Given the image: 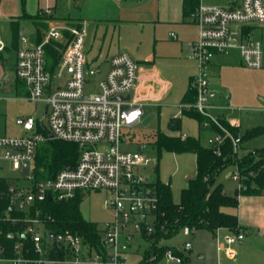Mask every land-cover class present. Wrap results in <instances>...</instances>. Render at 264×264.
I'll use <instances>...</instances> for the list:
<instances>
[{"label": "built area", "instance_id": "obj_1", "mask_svg": "<svg viewBox=\"0 0 264 264\" xmlns=\"http://www.w3.org/2000/svg\"><path fill=\"white\" fill-rule=\"evenodd\" d=\"M196 1L191 16L199 32L190 53L197 63V72L190 81L195 100L181 103L179 114L195 111L203 115L202 126L213 132L207 146L219 156L229 140L234 154L239 156L241 135L232 131L238 129L239 121L213 113L216 95L210 88L209 65L216 54L238 48L245 66L263 67L262 42L250 32L245 33L244 27L253 23L264 27V0H242L235 8ZM87 35L88 24L82 20L53 22L34 46H28L26 36H19L24 44L16 52L15 78L23 82L28 99L46 103V124L41 121L43 132L33 117L18 118L17 123L33 133L0 136V169L1 163L8 162L27 179L25 184L7 186L8 204L0 223L9 222L18 228L5 234L13 242L12 256L5 255L8 248L0 243V264H194L193 243L186 242L181 248L166 246L168 237L158 234L166 233L167 228L159 218L154 181L138 169L150 166L152 157L144 154L142 146L136 150L122 148L128 143L123 137L124 129L141 124L146 108L160 105L171 83L157 70L122 52L110 59V67L98 84L100 91L87 94V78L100 72L88 66ZM4 48L0 40V51ZM50 48L58 51L53 64ZM225 98L228 100L229 95ZM221 108L235 109L230 103ZM187 136L183 134L182 138ZM49 138L78 144L79 158L75 166L61 169L55 178L37 180L33 163L40 143ZM99 143L106 147L90 148ZM24 167H29L26 176L21 174ZM235 167L232 177L240 197L254 174L243 173L237 163ZM83 190H106L111 194L104 204L112 208L114 218L98 227L97 247L70 230L49 228L52 218L37 208L47 199L69 200ZM192 230L186 226L180 231L190 235ZM213 233L218 264H222L223 257L235 255L236 247L245 238L241 230L233 232L227 227H218ZM197 259L205 260V256L198 254Z\"/></svg>", "mask_w": 264, "mask_h": 264}, {"label": "rangeland", "instance_id": "obj_2", "mask_svg": "<svg viewBox=\"0 0 264 264\" xmlns=\"http://www.w3.org/2000/svg\"><path fill=\"white\" fill-rule=\"evenodd\" d=\"M44 0H1L0 5V38L4 45H12V32L10 14L23 12L37 13L41 6L45 8ZM63 8L68 7V2L61 3ZM47 7V6H46ZM43 14H47L45 11ZM7 16V17H6ZM253 23L252 25H257ZM245 24V29L250 27ZM197 27H190V38H194ZM244 29V30H245ZM164 33V30H159ZM20 32L27 37L34 38L36 33L35 24L27 18L21 19ZM254 38H262L263 63H264V30L255 33ZM159 43L155 41L152 32H146L142 26H115L99 29L94 37L93 32L89 34L92 46L87 50L88 66L100 69L99 74L89 76L85 91L87 94L99 92L98 84L104 78L107 65L106 56L117 52H129L132 58L146 64L149 69H156L167 76L172 87L168 95L163 99L160 107H147L143 122L136 127L125 128L123 137L128 141L123 145L124 149L135 150L143 147L144 154L153 159L148 167L138 169L146 174L149 179L159 178L162 182L169 183L172 190L174 202H179L182 189L187 186L188 178L196 174V155L193 151L175 152L167 150L158 144L157 134L163 133L170 137L183 139L186 133L189 137L200 138L201 144L209 145V137L213 132L209 129L200 130L199 122L186 114H179L184 92L189 84V78L194 71V61L187 55L182 57H167L163 55L161 48H168L163 43L168 37L163 35ZM89 47H87L89 49ZM100 53L98 61L95 55ZM156 55V63H150L148 57ZM13 64V51L0 52V136H23L33 132H26L17 123L18 118L33 117L40 131L41 121L46 124L45 111L47 105L43 101H32L27 98V90L23 82L11 80L15 77ZM7 78L10 81H6ZM217 87L229 94L231 105L236 109L239 117V127L235 135L244 134L253 127H264V66L262 68H250L245 66L240 58L236 56L232 62L222 65L217 70L214 78ZM174 116H181L180 128H171L169 122ZM228 126V125H227ZM45 132V131H43ZM242 136V135H241ZM53 139V138H52ZM48 140L40 143V147L48 145ZM244 142V143H243ZM243 145L250 152H256L264 147V133L252 139L243 141ZM105 144L99 143L90 148L104 149ZM240 148H242L240 146ZM244 150V149H243ZM242 150L239 149L238 157L241 158ZM246 155V154H245ZM35 162L33 163L34 170ZM0 179H4L8 185H21L27 183V179L21 177L10 163H1ZM156 168V172L154 169ZM235 164H227L215 175L209 190L216 186L226 191L229 196L238 199V207L228 208L227 211L237 213L241 230L245 238L236 248L235 255L230 258H222V264H248L252 261L264 260V195H246L239 197L238 184L233 179ZM79 209L83 217L101 227L106 221L114 218L112 208L105 206L104 200L111 196L106 190H83L80 191ZM264 194V193H263ZM186 242L193 243L191 258L194 264H218L217 242L213 231L207 228L193 229L190 235L179 231L164 241V245L181 248ZM202 254L205 260H198L197 255Z\"/></svg>", "mask_w": 264, "mask_h": 264}, {"label": "trees", "instance_id": "obj_3", "mask_svg": "<svg viewBox=\"0 0 264 264\" xmlns=\"http://www.w3.org/2000/svg\"><path fill=\"white\" fill-rule=\"evenodd\" d=\"M197 5L196 0H184V15L191 16ZM13 40H17V29L13 23ZM249 33V28L244 30ZM52 64L57 60L58 51L50 48ZM53 66V65H52ZM184 102H193L195 92L191 87L184 95ZM190 117L195 118L200 127L205 129L202 124L205 117L195 111H184ZM223 122L229 126L227 122ZM171 128H180V117H174L169 122ZM214 129V127H213ZM235 133L237 128H232ZM264 133V127L258 126L241 134L242 142ZM158 144L171 151L183 152L193 151L196 154V174L188 180V184L182 189L179 202H174L172 190L169 183L162 182L159 178L153 182L155 192L159 199V218L161 223L167 228L166 233H158L159 236L172 237L183 227L192 229L207 228L213 231L218 227H227L235 232L241 227L237 213L227 211L228 208L238 207V199L229 196L221 186H216L209 190V185L213 182L215 175L227 164H238L243 173L252 172L254 175L249 177L248 188L242 192L246 195H262L264 192V147L256 152H250L239 158L234 154L231 142H225L222 154L216 155L211 148L201 144L200 138L187 136L184 139H177L166 134H157ZM241 142V143H242ZM80 148L74 142L62 141L49 138L48 145L40 147L36 154L34 175L37 180L55 178L57 173L66 167L76 165L79 158ZM156 170V168H155ZM7 182L0 179V215L3 214L7 204ZM78 192L75 197L69 200L47 199L43 203H38L44 216H50L52 221L48 222L49 228L57 231L70 230L83 237L84 241L91 246L97 247L100 243L98 226L86 220L79 209ZM18 225L9 222L0 223V243L7 246V256H12L13 242L6 238L5 234L9 230H16Z\"/></svg>", "mask_w": 264, "mask_h": 264}, {"label": "crops", "instance_id": "obj_4", "mask_svg": "<svg viewBox=\"0 0 264 264\" xmlns=\"http://www.w3.org/2000/svg\"><path fill=\"white\" fill-rule=\"evenodd\" d=\"M44 1H45V5H44L45 8L41 6L40 10L37 13L26 11L20 14L16 12L10 14L9 17L7 18L10 20V24H11L12 45L11 46L5 45V48L0 52L7 51L11 53L13 51L14 67H15L17 49L24 44L19 39V36L20 35L26 36V34L20 32V23H21V19L23 18L30 19L35 24L36 27V33L34 35V38H30L26 36L28 38V43H27L28 46H34L40 40L41 36L47 31L49 25L52 24L53 22L75 23L78 21L86 20L88 24L86 51L90 50L89 43L90 46H92V42L91 40H89L90 32L91 33L93 32V35L95 37L98 30L102 28L109 29L110 27L123 26V25L142 26L147 33L152 32L153 37L155 41H157V43H159L160 40H163V38L161 37H163L164 34L165 37H168L169 40L168 41L164 40L163 43L168 44L169 47L161 48L164 56L182 57L187 55V57L190 60L194 61L195 63L194 71L190 75L189 84L184 92V95L190 88L191 78L197 72V63L194 59L190 57V53L192 50L193 43L198 38L199 26L197 23L194 22L192 16L186 17L184 15V11H183L184 0H44ZM63 1L64 3L66 1L68 2L67 8L62 7L63 5H61V3ZM201 2L207 5L235 8L241 4L242 0H201ZM0 5H1V0H0ZM46 9H50L51 13L43 14L46 11ZM13 23H15V27L17 29L16 42H14L13 40V33H14ZM191 26L197 27L196 31L194 32V38L189 37L190 35L189 29ZM249 27L252 36L255 33H261L262 36V31L264 30V27L262 25L260 24L250 25ZM161 29L164 30V33H162V35H161L162 31H159ZM172 34H175L176 37H174ZM259 39L262 42V38ZM87 47H89V49ZM122 52H126V51H122ZM122 52L119 51L117 53L106 56L105 58V63L107 65L106 73L110 67V59L114 55ZM236 56H238L241 60V56L238 48L231 49L230 52L227 54H223V53L216 54L214 59L211 61L209 65V81H210V88L213 90V92L216 95L215 98H213L212 100L213 104L216 106V108L213 109V113L215 115L224 116L227 120L236 119L239 121V117L236 116L235 114L236 110L238 109L235 108L234 110H230L227 108L226 109L221 108L225 104L228 103L231 104V98L229 94H225V92H222V90H220V88L217 87V84L214 81L217 70H219L222 67V65L232 62V60L235 59ZM99 57H101V55L98 52L95 55L94 60L98 61ZM147 59L150 63H154V64L156 63V55H151ZM87 60H88V54H87ZM141 64L146 66L145 62ZM157 72L162 78L170 81L172 87L171 80L167 76H164L160 71L157 70ZM11 80L16 82L15 80L17 79L13 77ZM6 81H10V80L7 78ZM168 93L166 94V96L168 95ZM184 95L178 106L184 102L183 99ZM226 95H229L228 100L225 98ZM160 105H162V102ZM160 105H150L148 107H153V106L160 107ZM174 117L181 118V116H174ZM200 130H202L201 127ZM243 143L241 144L242 148H240L242 150L241 155H245L247 154L248 151H250L249 148L244 147ZM154 172H156L155 169ZM190 178L192 177H189L188 180ZM262 195H258V196H262ZM242 196L243 195H241L240 197ZM238 221H239V216H238ZM239 225L242 228V224L239 223ZM248 264H264V260L252 261Z\"/></svg>", "mask_w": 264, "mask_h": 264}, {"label": "water", "instance_id": "obj_5", "mask_svg": "<svg viewBox=\"0 0 264 264\" xmlns=\"http://www.w3.org/2000/svg\"><path fill=\"white\" fill-rule=\"evenodd\" d=\"M45 114H46V111H45ZM50 137H53V135L52 134H50ZM28 173H29V167H24L23 169H21V174L22 175H28Z\"/></svg>", "mask_w": 264, "mask_h": 264}]
</instances>
